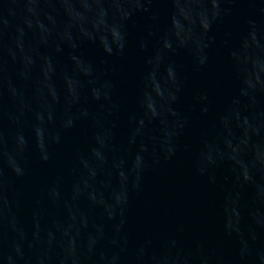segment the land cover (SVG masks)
Masks as SVG:
<instances>
[{"label":"water","instance_id":"water-1","mask_svg":"<svg viewBox=\"0 0 264 264\" xmlns=\"http://www.w3.org/2000/svg\"><path fill=\"white\" fill-rule=\"evenodd\" d=\"M0 264H264V0H0Z\"/></svg>","mask_w":264,"mask_h":264}]
</instances>
